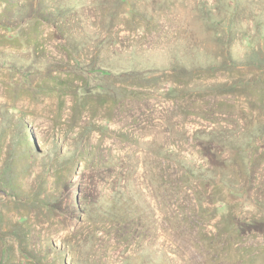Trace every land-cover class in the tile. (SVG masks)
Here are the masks:
<instances>
[{
  "label": "rangeland",
  "instance_id": "374dc122",
  "mask_svg": "<svg viewBox=\"0 0 264 264\" xmlns=\"http://www.w3.org/2000/svg\"><path fill=\"white\" fill-rule=\"evenodd\" d=\"M0 264H264V0H0Z\"/></svg>",
  "mask_w": 264,
  "mask_h": 264
},
{
  "label": "trees",
  "instance_id": "16d2710c",
  "mask_svg": "<svg viewBox=\"0 0 264 264\" xmlns=\"http://www.w3.org/2000/svg\"><path fill=\"white\" fill-rule=\"evenodd\" d=\"M255 81V80H254ZM259 81V80H258ZM255 82H257V80L255 81Z\"/></svg>",
  "mask_w": 264,
  "mask_h": 264
}]
</instances>
